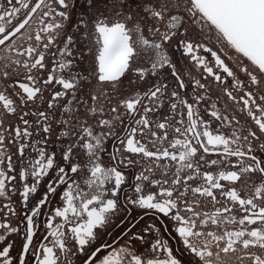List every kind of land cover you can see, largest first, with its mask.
I'll list each match as a JSON object with an SVG mask.
<instances>
[{
	"label": "snow or ice",
	"instance_id": "1",
	"mask_svg": "<svg viewBox=\"0 0 264 264\" xmlns=\"http://www.w3.org/2000/svg\"><path fill=\"white\" fill-rule=\"evenodd\" d=\"M0 198V264H264V0H0Z\"/></svg>",
	"mask_w": 264,
	"mask_h": 264
},
{
	"label": "flooded vegetation",
	"instance_id": "2",
	"mask_svg": "<svg viewBox=\"0 0 264 264\" xmlns=\"http://www.w3.org/2000/svg\"><path fill=\"white\" fill-rule=\"evenodd\" d=\"M232 53L230 52V55ZM172 58L174 61H179V66L182 67L185 71V74L187 75V73L189 71L192 72L193 75H195L197 78H199V71L198 70H195V69H192L191 68V62L190 61H185L184 59H182L180 57V53L179 52H173L172 53ZM161 79H163V74L161 76ZM127 83V82H125ZM168 83L170 85V87L172 86V78L169 76L168 78ZM148 85H144L143 82H141V85L140 87L143 88L144 90H146ZM100 89V86L97 85L95 83V81H92L91 84L87 87V91H96V90H99ZM105 91H108L109 94L112 96V104H115L117 102L118 99L121 98V96H127L129 94H131L134 90H136L135 86H133L132 88H129V87H122L121 88V92L119 94H116V93H111V91L109 89H103ZM187 92L190 94L191 93V87H189V89L187 90ZM48 93L45 92V97H47ZM209 95L211 96V101L209 102V106H210V103L212 101H215L217 103V106L218 107H222V104H223V101L225 100V97L219 93L218 89H217V86L215 84H211L210 85V92H209ZM219 96V99L217 98ZM86 98V97H85ZM37 107H40V108H43L44 105L42 104H38ZM201 107L204 108V107H208V106H205L203 105V102L201 104ZM33 111H35V108L32 109ZM25 111H28V108H25ZM121 111H123V109H121ZM163 111V110H162ZM203 114V112H202ZM8 117H9V123H12V124H15L17 123V119H16V116L15 114H7ZM205 119H210V117L208 115H205ZM91 122V121H90ZM243 122V121H242ZM217 125L214 124L213 127H216ZM58 135V133H57ZM53 139H55V137H53ZM61 139H66V138H63L61 137ZM112 144H113V141L109 140L107 142V146H108V151H111L112 150ZM59 145L58 144H53L52 145V148H57ZM209 158H216L215 154H213L212 156H210ZM107 156L105 155L104 156V160L107 162ZM53 173H49V177L48 178H45V180L42 182L41 186H40V190L38 191V193L35 194V196L30 200L29 204H28V207L31 208L35 203L36 201L40 198V196L42 195V193L45 191V187L44 185L47 183V180L49 178H51ZM253 179L259 183V180H260V177L258 176H254ZM134 183V181H133ZM63 190V186L58 189V193L61 192ZM153 191H155V189H153ZM50 200H51V203L42 209V212L47 214V213H50L51 209L54 208V207H57V206H60V201H59V196H52L50 197ZM0 201H3L4 203H7L8 201L5 200L4 198H0ZM12 203L14 204L15 208L17 209L18 212L21 213V215L17 218V219H22L23 218V212L24 211H27V209H24L20 203V196H19V193H14L12 194ZM201 208L204 207V205L202 204L200 206ZM197 210L199 211L200 208H197ZM140 213V210L138 209H133L132 210V215H135L138 217V214ZM47 216L46 215H43V216H38L36 218V220L38 221V223L40 224V230L37 232V237L34 238L37 239V238H41L43 237V235L45 234L44 233V221L46 220ZM152 223H155L157 224V226L160 227V232L159 233H156V235H161L163 234V237L164 238H168L169 237V234H171L172 236H175V233L174 231H171L170 229L166 231V228L165 226L167 225V221L162 219V218H155V219H152V218H148L146 217L145 218V221H142L141 224L139 225L140 228H142L145 224H152ZM115 224H119V220H115L114 221V225ZM123 227V226H121ZM111 231L113 232V234L117 233L120 231L119 228H116V227H113L111 229ZM112 236H108L106 237L105 239L108 241V242H111L112 241ZM130 239V236L129 237H124L122 238L118 244L116 245L117 247L121 246L122 244L124 243H127ZM149 239H151V236L149 234ZM9 240H14L15 241V247L12 251V255L15 256L17 254V252L19 251V246H20V238L16 235V234H11L10 237H9ZM133 243L139 248V244L140 242L139 241H133ZM169 243L174 246V248H179L180 245L177 243V241L175 239H170L169 240ZM140 251H143L142 248H140ZM258 251V250H257ZM242 255V253H237L236 255H234L232 257V264H250V262L248 260H244L243 262L241 260H239L237 257Z\"/></svg>",
	"mask_w": 264,
	"mask_h": 264
}]
</instances>
